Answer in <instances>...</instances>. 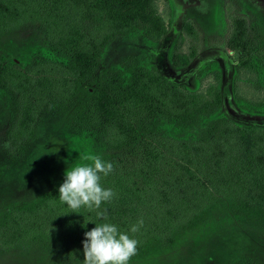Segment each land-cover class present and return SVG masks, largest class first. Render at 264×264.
I'll list each match as a JSON object with an SVG mask.
<instances>
[{"label": "trees", "instance_id": "16d2710c", "mask_svg": "<svg viewBox=\"0 0 264 264\" xmlns=\"http://www.w3.org/2000/svg\"><path fill=\"white\" fill-rule=\"evenodd\" d=\"M28 23L43 30L65 62L42 58L20 71L0 59V87L20 106L5 145L17 146L20 155L47 108L63 106L64 99L82 103L79 113L90 123L91 137L114 151L106 160L113 170L100 181L115 193L101 204L106 222L128 232L143 220L136 233L128 232L138 241L133 257L170 243L224 200L244 213L264 214V116L243 117L234 106V68L222 59L221 49L174 54L164 63L171 73L137 67L129 78L110 76L91 88L97 57L108 40L139 27L160 44L169 34L156 0H0V33ZM243 24L236 19L231 35L240 51L248 47ZM209 59L220 60L213 81L193 88ZM217 106L223 119L203 139H175L156 130L160 115L185 122ZM57 188L31 205L5 211L0 249L55 237L83 251V233L102 221L86 208L72 212L59 202Z\"/></svg>", "mask_w": 264, "mask_h": 264}, {"label": "rangeland", "instance_id": "374dc122", "mask_svg": "<svg viewBox=\"0 0 264 264\" xmlns=\"http://www.w3.org/2000/svg\"><path fill=\"white\" fill-rule=\"evenodd\" d=\"M156 12L169 31L161 44L147 35L145 27L108 40L97 57L96 75L88 83L91 88L110 76L129 78L137 67L171 73L164 63L174 54L221 49L234 68V106L243 117L264 116V0H156ZM236 19L244 22L248 43L244 51L231 43ZM42 58L65 62L38 25L23 24L0 33L3 63L26 71ZM219 66V59L207 60L191 87L205 88ZM68 100L39 116L32 138L17 155V146L5 142L20 106L0 87V220L8 209L31 205L59 186L65 170L90 163L87 157L113 156L114 151L103 149L91 137L90 123L79 113L82 103ZM221 119L217 106L185 122L160 115L156 123L161 126L155 128L171 138L200 140ZM50 238L0 249V264H83V251L73 243ZM129 264H264V214L244 213L237 203L224 200L200 224L181 229L170 243L142 257H131Z\"/></svg>", "mask_w": 264, "mask_h": 264}, {"label": "clouds", "instance_id": "9594fccd", "mask_svg": "<svg viewBox=\"0 0 264 264\" xmlns=\"http://www.w3.org/2000/svg\"><path fill=\"white\" fill-rule=\"evenodd\" d=\"M86 159L90 163L65 170L63 181L56 190L59 202L74 210L72 212L79 213L77 210L86 208L94 211L97 219L102 221L93 222L95 226L83 233V264H129L130 258L137 252L138 241L128 232L136 233L143 226V220L138 219L128 232L106 222V211L101 209V204L111 201L115 193L111 188L102 186L100 181L101 176L112 172L113 164L99 156Z\"/></svg>", "mask_w": 264, "mask_h": 264}, {"label": "flooded vegetation", "instance_id": "af4514ba", "mask_svg": "<svg viewBox=\"0 0 264 264\" xmlns=\"http://www.w3.org/2000/svg\"><path fill=\"white\" fill-rule=\"evenodd\" d=\"M221 55V54H220ZM222 59L227 62L229 61L230 62V58H227L225 55H222ZM232 63V62H231ZM233 65V64H232Z\"/></svg>", "mask_w": 264, "mask_h": 264}]
</instances>
